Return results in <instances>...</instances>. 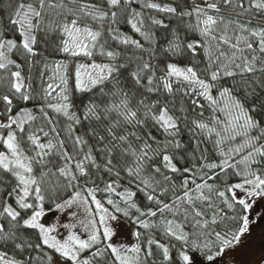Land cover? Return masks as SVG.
Here are the masks:
<instances>
[{"label":"snow or ice","instance_id":"1","mask_svg":"<svg viewBox=\"0 0 264 264\" xmlns=\"http://www.w3.org/2000/svg\"><path fill=\"white\" fill-rule=\"evenodd\" d=\"M262 204L264 0H0V264H264Z\"/></svg>","mask_w":264,"mask_h":264},{"label":"rangeland","instance_id":"2","mask_svg":"<svg viewBox=\"0 0 264 264\" xmlns=\"http://www.w3.org/2000/svg\"><path fill=\"white\" fill-rule=\"evenodd\" d=\"M261 206H264V204H262ZM49 215L51 216L52 214L49 213ZM53 219H54V217H53ZM253 221H254V223L261 224V226L264 227V223H261L260 221H257L255 215L253 216ZM256 258L257 259L259 258V245L258 244L256 245Z\"/></svg>","mask_w":264,"mask_h":264},{"label":"trees","instance_id":"3","mask_svg":"<svg viewBox=\"0 0 264 264\" xmlns=\"http://www.w3.org/2000/svg\"><path fill=\"white\" fill-rule=\"evenodd\" d=\"M258 221V220H257Z\"/></svg>","mask_w":264,"mask_h":264}]
</instances>
